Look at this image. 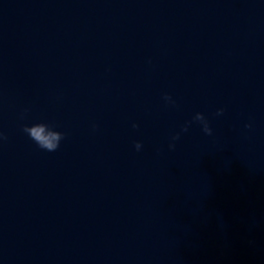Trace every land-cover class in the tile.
Segmentation results:
<instances>
[{
    "label": "water",
    "instance_id": "obj_1",
    "mask_svg": "<svg viewBox=\"0 0 264 264\" xmlns=\"http://www.w3.org/2000/svg\"><path fill=\"white\" fill-rule=\"evenodd\" d=\"M0 264H264V0H0Z\"/></svg>",
    "mask_w": 264,
    "mask_h": 264
},
{
    "label": "clouds",
    "instance_id": "obj_2",
    "mask_svg": "<svg viewBox=\"0 0 264 264\" xmlns=\"http://www.w3.org/2000/svg\"><path fill=\"white\" fill-rule=\"evenodd\" d=\"M165 100L172 102L171 97L165 95ZM223 112V109L219 110L217 114H221ZM194 120L198 121L202 125L203 131L211 135L212 134V129L209 127L208 122L204 115L202 113H196L194 116ZM133 127H136V125H133ZM247 127H251V125H247ZM29 137L36 142V144L47 151H55L58 149L60 141L63 139V133L58 132V131H53L48 125L45 124H36L32 126H26L23 129ZM184 131H187V127L183 129ZM173 140L179 139V134L174 136L172 138ZM136 149L139 150L141 148V144L139 142L136 143L135 145ZM170 148H174V144L169 145Z\"/></svg>",
    "mask_w": 264,
    "mask_h": 264
}]
</instances>
